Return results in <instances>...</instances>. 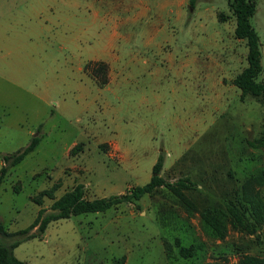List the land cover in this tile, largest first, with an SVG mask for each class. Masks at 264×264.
Here are the masks:
<instances>
[{"label": "rangeland", "instance_id": "obj_1", "mask_svg": "<svg viewBox=\"0 0 264 264\" xmlns=\"http://www.w3.org/2000/svg\"><path fill=\"white\" fill-rule=\"evenodd\" d=\"M254 2L264 81V0ZM233 27L228 0H0V165L2 153L39 138L0 184L7 230L28 226L76 182L87 198L144 183L160 152L165 179L192 182L188 205L161 185L132 202L51 220L12 247L15 257L232 264L243 253L264 255V221L249 233L222 216L217 237L200 214L222 210L264 168V104L240 98L231 81L246 63ZM89 60L101 69L85 67ZM254 189L264 201V184ZM179 244L192 255L181 256Z\"/></svg>", "mask_w": 264, "mask_h": 264}, {"label": "trees", "instance_id": "obj_2", "mask_svg": "<svg viewBox=\"0 0 264 264\" xmlns=\"http://www.w3.org/2000/svg\"><path fill=\"white\" fill-rule=\"evenodd\" d=\"M228 7L234 15L233 34L237 38L244 39L246 45V63L232 77L231 81L239 88L240 98L249 94L264 104V81L258 78L262 68L260 42L258 34L249 20L255 10V2L254 0H228ZM218 17H222V13H218ZM84 65L85 67L94 66V69L99 70L103 63L100 60H89ZM38 140L36 135L32 136L22 147L1 154L3 163L0 165V184L9 166L19 162L28 152L32 151ZM162 160L163 153L160 152L151 165L149 179L144 183L128 187L124 192L87 198L84 196L83 184L76 182L54 198L47 208L39 207L32 222L24 228L13 231L7 230L0 219V264H25L23 260L13 255L12 247L21 238L39 235L51 220L83 212L102 211L120 202H132L144 194L152 193L161 185L179 201L188 205L189 201L184 190L191 187V180L188 177L177 178L172 181L165 179L160 174ZM254 184H264V168L246 178L241 183L236 196L228 200L222 210L219 211L217 208L201 210V218L212 235L222 237L224 230L222 216H227L232 225L249 233L261 226L264 221V201L259 192L254 189ZM34 225H36V232L27 233ZM4 237H12V239L6 242L2 240ZM178 252L181 256L187 257L192 255L193 248L191 245L179 244ZM232 264H264V255L243 253Z\"/></svg>", "mask_w": 264, "mask_h": 264}]
</instances>
